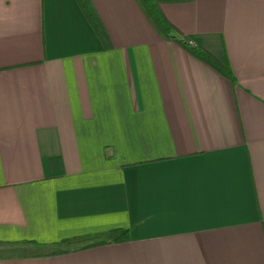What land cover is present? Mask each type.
I'll list each match as a JSON object with an SVG mask.
<instances>
[{
	"label": "crops",
	"instance_id": "obj_1",
	"mask_svg": "<svg viewBox=\"0 0 264 264\" xmlns=\"http://www.w3.org/2000/svg\"><path fill=\"white\" fill-rule=\"evenodd\" d=\"M89 2L0 0V264H264V0Z\"/></svg>",
	"mask_w": 264,
	"mask_h": 264
},
{
	"label": "trees",
	"instance_id": "obj_2",
	"mask_svg": "<svg viewBox=\"0 0 264 264\" xmlns=\"http://www.w3.org/2000/svg\"><path fill=\"white\" fill-rule=\"evenodd\" d=\"M151 26V28L155 31L158 37L163 41H170L177 43L182 49H184L189 55H191L194 59L201 61L206 64L213 70H215L221 76L231 79V74L229 70L219 64L216 59H214L211 55H209L206 51L201 49L194 44L188 45L187 42L179 40L176 37V30L166 21L163 15L160 12L159 6L163 3H177V2H185L188 0H134ZM79 8L81 9L85 19L89 22L91 28L93 29L95 35L101 41L104 48L109 47V42L107 39V35L103 30L101 23L99 22L95 12L93 11L89 0H76ZM127 240V233L121 230H111L107 234L106 240H98L96 242H91L85 245L84 248L103 245V244H114V243H123ZM68 243V242H67ZM64 250H58L55 252H51L49 254L54 253H64ZM37 255H48V254H37Z\"/></svg>",
	"mask_w": 264,
	"mask_h": 264
},
{
	"label": "rangeland",
	"instance_id": "obj_3",
	"mask_svg": "<svg viewBox=\"0 0 264 264\" xmlns=\"http://www.w3.org/2000/svg\"><path fill=\"white\" fill-rule=\"evenodd\" d=\"M63 247H67V245H63Z\"/></svg>",
	"mask_w": 264,
	"mask_h": 264
},
{
	"label": "built area",
	"instance_id": "obj_4",
	"mask_svg": "<svg viewBox=\"0 0 264 264\" xmlns=\"http://www.w3.org/2000/svg\"><path fill=\"white\" fill-rule=\"evenodd\" d=\"M188 45H191V43H187Z\"/></svg>",
	"mask_w": 264,
	"mask_h": 264
}]
</instances>
